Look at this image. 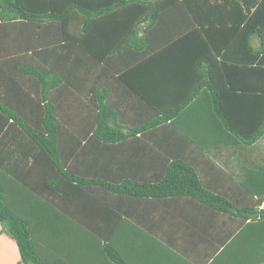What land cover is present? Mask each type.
I'll list each match as a JSON object with an SVG mask.
<instances>
[{"label":"trees","instance_id":"1","mask_svg":"<svg viewBox=\"0 0 264 264\" xmlns=\"http://www.w3.org/2000/svg\"><path fill=\"white\" fill-rule=\"evenodd\" d=\"M260 6L264 0H0V67L9 76L0 80V233L17 246L15 264H135L134 252L145 264L173 253L194 264H264V163L238 180V198L206 182L194 151L173 137L203 155L223 144L264 146V19L252 21ZM238 34L248 54L239 64L224 59ZM31 48L36 61L16 52ZM184 119L204 126L203 139ZM165 125L168 144L157 139L156 153L133 161L142 152H132L133 138L150 139ZM184 202L239 222L226 236L213 231L217 243L183 248L176 225L157 224ZM126 221L148 236L142 248L119 245ZM239 228L247 244L223 252Z\"/></svg>","mask_w":264,"mask_h":264},{"label":"crops","instance_id":"2","mask_svg":"<svg viewBox=\"0 0 264 264\" xmlns=\"http://www.w3.org/2000/svg\"><path fill=\"white\" fill-rule=\"evenodd\" d=\"M45 33L47 34V32ZM243 36L244 35L242 34L241 35L238 34L235 37L230 47H228L226 51L224 52L226 55V57L224 58L225 60L229 62H233V63H238V64L243 62L244 60H247L248 54L246 52L245 46L241 47ZM159 40H160V37L158 34L153 37V41L155 44L159 43L160 46L163 45L159 42ZM16 50H17L16 51L17 53H22L28 56L31 55L32 57L30 58V60L32 59H34L35 61L37 60L36 58L33 57L34 52H32L33 51L32 48L30 51H28V53H24V51H18V49ZM125 52H126V55H124V57H127L132 53L129 51V49H127ZM126 59H128V57L125 58V60ZM263 59L264 58L262 57V55H260L259 60H263ZM116 61L117 60H115V62ZM121 65L122 64L120 63L119 65L120 70L122 69ZM119 66L117 65V67ZM5 69L6 68L0 67V74L2 76L0 80L9 77L8 75H6V72H2ZM133 98H130L129 101L133 100ZM185 119L184 121L188 123L187 125L190 128L191 133L193 134V136L196 137L195 140L200 141L201 139H203L202 137L207 132L206 130L203 129L204 126L201 124L199 125V123L196 124L194 120L190 121V120H185ZM210 121H211L210 124L205 122L206 126L209 125L210 127L215 124V119L214 120L211 119ZM163 127L164 128L161 130L154 129L153 132H155L156 134L151 135V136L149 135L150 139L148 138V136L144 134L136 135V137L133 138L136 143V146L133 147L135 150L132 152L137 151L136 149L138 147H140L142 151V152L138 151L139 155H133L132 157L133 161L139 160L138 162H141L139 158L140 156L142 157L143 152L145 151L147 152L153 151L154 153H156L155 151L159 149H157L156 147L152 145L154 144V141L157 139H161L162 143L164 142L165 146L168 144L167 139H168V134L171 133L170 132L171 127L168 125H165ZM173 137L175 139L174 142L177 145V147L183 148L189 151H194L192 154H190L193 156L192 158H194L192 162L195 163L199 168L200 167L205 168V169H201L200 174L206 182L211 184L213 187L218 188L220 191L223 190L224 192H228V193L232 191L231 190L232 188L233 193L232 192L231 193L235 195V197H238V198L240 195L239 185H237L238 180L244 176L248 168L251 169L259 164L264 163V146H263L262 141L254 145H244L241 143V144H236V145H231V144L224 145L223 144L218 147H215V146L206 147L209 149V150L206 149V151H208L209 153L208 155H203L201 153H197L196 151H199V150L195 146L193 147L190 143L186 142V140L183 138L185 141L184 142L182 137L178 134V132H174ZM146 144H149V145H146ZM128 145H131V144L128 143ZM130 148L131 147L128 146L127 148L128 151ZM145 161H149V159ZM213 163L215 164L214 166H213ZM218 168L223 169L224 171L228 172L230 175L226 174L221 169L218 170ZM241 192H244V190L241 189ZM263 205H264V202H263ZM149 211H151V213L153 214L155 213L154 211L156 210L152 209ZM228 217L230 216L228 215L223 216V214H220V213L218 214L212 211L211 209H207V208L205 209L200 206L198 207L194 203L184 202L183 206L179 208L177 212L174 213L173 217L168 218L167 221L163 220L164 223L160 225L157 224V226L161 228L162 231H164L167 229V227L171 228L170 226H166V227L164 226V225L169 224V221H170V224L176 225L177 229H175L174 231L175 233L174 239L175 241H177L176 242L177 244L183 245V248H186L189 245H195L196 241L200 239L201 240L205 239L209 241L210 243L212 242L217 243V239L214 237L213 231H223L224 236H226L228 234L227 233L228 228H231L233 224L237 225V222H239L237 218H234L233 221H230V222L228 221V223L224 224L223 223L224 219L227 218V220H229ZM126 222L128 223L129 226L121 229V231L116 234V239H118L119 245L121 246L126 245L128 249L129 248L128 246L136 244L142 248L143 245L145 244V241L146 243L149 242L148 236H146V234L143 232L142 229H140V227H137L136 225H134V223L130 225L129 221H126ZM219 228H221L222 230ZM139 230L142 232H140ZM240 230L241 229L239 228L232 235V237L228 239L227 243H225V245L221 248L223 252L227 251L228 253V252H231L233 248L240 249V248H243V246L247 244L246 234L245 232L241 233ZM137 233H140L141 235L138 238L136 237ZM156 244L159 246L158 242H156ZM220 250L218 251V253H222V251ZM165 251L166 252L168 251L167 247ZM173 254L174 255L170 254L171 257L169 259H160V261L156 264H194L191 260L190 261L187 260L186 258H184L178 253L177 254L173 253ZM139 256H140L139 252H134V256L130 255L128 257V261L133 262L135 264H145L144 258L139 257ZM18 260H19V253H18V249H17V246L14 240L11 237H9L6 233H0V264H15Z\"/></svg>","mask_w":264,"mask_h":264},{"label":"rangeland","instance_id":"3","mask_svg":"<svg viewBox=\"0 0 264 264\" xmlns=\"http://www.w3.org/2000/svg\"><path fill=\"white\" fill-rule=\"evenodd\" d=\"M262 7V8H261ZM260 10L259 12H254L253 16H252V21H258L259 23L261 22V20L264 19V6H260ZM251 43L253 44V46L256 47L257 45V41L256 38L254 37L253 40L251 41ZM262 57L264 58V55H262Z\"/></svg>","mask_w":264,"mask_h":264}]
</instances>
